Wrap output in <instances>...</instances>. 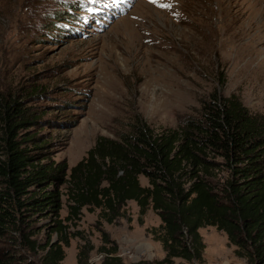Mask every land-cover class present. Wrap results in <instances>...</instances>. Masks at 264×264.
Wrapping results in <instances>:
<instances>
[{
  "label": "rangeland",
  "instance_id": "374dc122",
  "mask_svg": "<svg viewBox=\"0 0 264 264\" xmlns=\"http://www.w3.org/2000/svg\"><path fill=\"white\" fill-rule=\"evenodd\" d=\"M111 2L0 0V93L17 95L37 118L28 129L36 161L64 165L68 174L98 138L117 140L136 118L155 132L196 119L215 88L264 114V0H129L123 10ZM62 193L64 219V186ZM138 211L128 202L109 224L98 210L83 209L61 264H78L85 247V264H111L112 257L160 264L161 220L149 209L140 223ZM199 233L201 261L174 264H248L223 232ZM39 240L47 241L45 230ZM41 258L28 255L24 264Z\"/></svg>",
  "mask_w": 264,
  "mask_h": 264
},
{
  "label": "trees",
  "instance_id": "16d2710c",
  "mask_svg": "<svg viewBox=\"0 0 264 264\" xmlns=\"http://www.w3.org/2000/svg\"><path fill=\"white\" fill-rule=\"evenodd\" d=\"M34 118L17 95L0 93V244L7 246L0 264H24L38 252L42 264H61L83 209L111 224L128 202L137 205L140 223L149 209L159 216L160 264L201 261L199 230L206 227L223 232L237 257L264 264V114L251 113L237 96L215 88L198 117L177 129L155 132L136 118L117 140L98 138L68 174L64 165L36 161L39 148L28 133ZM63 186L68 212L61 219ZM85 249L78 264H85L91 247Z\"/></svg>",
  "mask_w": 264,
  "mask_h": 264
}]
</instances>
